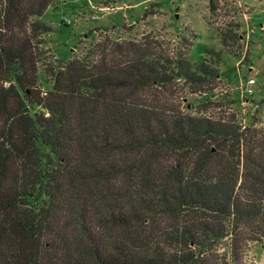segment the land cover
I'll return each instance as SVG.
<instances>
[{
	"label": "trees",
	"instance_id": "16d2710c",
	"mask_svg": "<svg viewBox=\"0 0 264 264\" xmlns=\"http://www.w3.org/2000/svg\"><path fill=\"white\" fill-rule=\"evenodd\" d=\"M58 1L0 0V264H243L264 246V128L214 93L222 52L160 63L107 37L56 68L39 19ZM241 29L216 30L235 56Z\"/></svg>",
	"mask_w": 264,
	"mask_h": 264
},
{
	"label": "rangeland",
	"instance_id": "374dc122",
	"mask_svg": "<svg viewBox=\"0 0 264 264\" xmlns=\"http://www.w3.org/2000/svg\"><path fill=\"white\" fill-rule=\"evenodd\" d=\"M209 0H59L39 19L52 28L42 37L48 52L45 63L64 65L71 59L83 57L89 48L107 37L123 39L147 48L149 59L166 63L185 54L193 65H199L210 49L222 52L221 81H217L215 94L226 95L234 102L231 106L243 126L257 125L264 121V79L256 77L257 87L253 97L246 96L249 104L243 105L241 83L250 77V65L264 69V0H222L221 12L211 17L213 27L207 24ZM104 9L99 12V9ZM151 15L144 17L145 10ZM94 14L99 19L93 21ZM251 14V15H250ZM252 16V19H249ZM64 17L72 19L67 25ZM76 17V22H74ZM231 21L241 23L244 50L235 55L226 52L220 44L217 28H225ZM248 27V28H247ZM247 31V32H246ZM122 41V42H123ZM248 47L247 61L244 60ZM77 48L79 56H73ZM242 55V56H241ZM239 56V57H238ZM44 64V62H43ZM45 67H39V79L44 91L49 92L53 81L45 79ZM174 90L183 103H199L201 95L190 94L184 81H174ZM260 90V91H259ZM228 112H232L228 110ZM243 264H264V246L251 243Z\"/></svg>",
	"mask_w": 264,
	"mask_h": 264
},
{
	"label": "built area",
	"instance_id": "2783aa9c",
	"mask_svg": "<svg viewBox=\"0 0 264 264\" xmlns=\"http://www.w3.org/2000/svg\"><path fill=\"white\" fill-rule=\"evenodd\" d=\"M104 9H99V12L100 11H103ZM64 22L67 24V25H71L73 23L72 19H70L69 17H64ZM93 21H97L99 19V16L98 14H94L93 17H92ZM74 22H76V17H74ZM123 41V39L121 40H118V42H121ZM73 56L74 55H78L79 56V51L77 50V48H74L73 49ZM77 59H81L83 57H76ZM256 84H257V81H256V78L255 77H250L248 78L245 82H243L241 84V92H242V102H243V105H246V104H249V100H247L245 97L246 96H250V97H253L255 95V87H256ZM43 95H47V92L43 90Z\"/></svg>",
	"mask_w": 264,
	"mask_h": 264
},
{
	"label": "crops",
	"instance_id": "0c3cea01",
	"mask_svg": "<svg viewBox=\"0 0 264 264\" xmlns=\"http://www.w3.org/2000/svg\"><path fill=\"white\" fill-rule=\"evenodd\" d=\"M251 15V14H250ZM249 19H252V16L250 17L249 16ZM248 28V27H247ZM247 32V31H246ZM247 45V44H246ZM249 53V52H248ZM245 56V55H244ZM251 66V69H250V77H261L262 76V74L264 73V69L259 65V67L258 66H255V65H250ZM249 77V78H250ZM262 78L264 79V75L262 76ZM242 84V83H241ZM256 87H257V84H256ZM256 87H255V89H256ZM260 91V90H259ZM255 94H256V92H255ZM255 96V95H254ZM254 96H253V103L255 104V106H257L256 105V103H255V101H254ZM250 102V101H249ZM255 123H257V125H263L264 126V121H257V122H255Z\"/></svg>",
	"mask_w": 264,
	"mask_h": 264
}]
</instances>
